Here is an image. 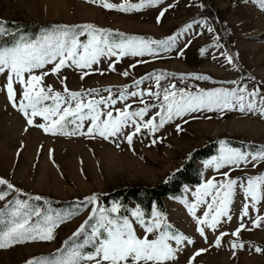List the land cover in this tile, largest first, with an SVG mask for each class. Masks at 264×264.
Instances as JSON below:
<instances>
[{
	"label": "rangeland",
	"instance_id": "1",
	"mask_svg": "<svg viewBox=\"0 0 264 264\" xmlns=\"http://www.w3.org/2000/svg\"><path fill=\"white\" fill-rule=\"evenodd\" d=\"M108 2L117 5L139 4L141 0ZM164 9L167 11L158 22L157 18ZM0 21L50 25L46 29H31L24 39L26 41L40 38L55 26H67L79 33L83 31L82 26L89 24L110 30L111 39L116 42L122 38L120 34H123V38L137 37L146 41H167L175 37L167 50L165 46L150 45L152 54L101 57L91 68L79 69L73 65L62 68L59 75L51 73L52 64L36 72L48 71L41 86L50 85L54 92H61L66 98L67 93L63 91L65 85L71 92L83 93L85 103L103 98L105 105L100 106L101 111H112L113 116L125 108L138 111L147 105L149 110L143 119H151L160 111L163 89L170 85H175V91L183 89L193 93L218 88L231 90L247 85L249 90L259 87L264 96V10L251 0L248 3L244 0H163L161 4L127 12L108 10L88 0H0ZM196 21H207V24H197ZM189 24L192 27L185 30ZM208 26L214 29L213 33L207 32ZM5 38L6 35H0V46ZM78 38L81 43H86L88 35L85 32ZM204 48L207 51L202 55L201 49ZM221 53L231 55L233 64H228ZM84 72L89 74L81 79ZM124 72H128V75L124 76ZM160 74H164V77L157 88L154 77ZM7 75V71L0 74V179L8 181L13 188L0 185V194L4 195V199L0 200V213L7 215H0V218L9 219L0 225V232L18 219L14 213L19 204L27 205L26 209H20L22 214L35 210L40 212V216H30L29 223L33 227H43L44 218L48 216L62 219L63 222L54 228L51 241L28 240L0 249V264H26L28 260L40 258L62 260L67 259L73 251H78L82 256L93 253L97 241L91 238L96 223L95 217L89 219L92 209H111L117 205L112 202L105 208L98 195L126 186L153 185L178 168L195 148L210 141H218L219 146L215 155L195 162L200 183L183 185L180 197L162 198L161 207L153 204L150 215L144 219L151 221L155 209L171 225L170 232L183 234L193 241L181 246L171 264H189L193 254L205 248L208 250L196 257L192 264H264V252L255 251L256 247L264 249V226L256 228L252 225L257 215L264 216V199L256 205V209L249 208L248 217L240 218L244 203L251 205L250 198L245 199L241 184L246 186L250 177L264 176V161L252 162L249 158V162L240 166L225 165L220 168L209 163L218 161L222 147L231 148L222 145L225 138L259 145L253 151L237 149L241 152L255 154L264 151V117L258 113H242L238 106L233 110H201L175 117L154 135L142 128L141 134L133 137L131 146L123 135L109 137L108 140L99 135H81L79 131L72 135L75 128L72 124L65 128L69 134H52L29 126L23 114L12 107L5 88ZM197 75L209 79L196 80L193 77ZM145 77L151 78L144 79L137 87L135 82ZM232 81L237 83L233 84ZM14 90L19 102L23 88L14 82ZM149 90L153 93L159 91L160 99L148 95ZM122 92L125 99L120 98ZM132 92L143 95L134 97ZM109 97L116 101L115 104L108 100ZM52 103L51 100L45 101L47 105ZM72 104L74 106L75 102ZM135 119L139 121V118ZM41 123L47 126L48 122L39 116L33 118V125ZM177 125L183 130L177 131ZM89 126L90 121L85 120L80 131L86 132ZM133 130L129 126L123 131L130 133ZM154 139L157 141L155 144L152 143ZM224 173H228V176L225 177ZM227 178L238 182L229 205L232 219L222 218L215 230L205 227V239L197 232L188 206L196 203L197 191L207 181L217 183ZM27 193L55 199L87 200L77 212L64 210L59 213L60 207H29L31 199L27 198ZM261 193L264 195V185L261 186ZM92 196L97 199L90 204L88 198ZM204 200L210 203L211 197H204ZM137 209L141 211L134 202H128L126 217L133 221L137 236L143 238V228L131 216ZM206 210V203L200 204L196 215L203 217ZM110 215L113 218L118 216L117 213ZM85 221L88 223L85 224ZM241 223L250 230H242L237 240L231 233ZM81 225H84V230L74 236ZM222 232L229 235L224 236L221 247L216 248L214 241ZM153 238L149 235V239ZM234 241L242 243L244 247L233 249ZM90 243L94 244L93 248L83 250ZM81 264L84 262L81 261Z\"/></svg>",
	"mask_w": 264,
	"mask_h": 264
},
{
	"label": "snow or ice",
	"instance_id": "2",
	"mask_svg": "<svg viewBox=\"0 0 264 264\" xmlns=\"http://www.w3.org/2000/svg\"><path fill=\"white\" fill-rule=\"evenodd\" d=\"M89 3H99L105 9L118 10L127 12L129 10H140L146 6H154L161 4L163 0H141L139 4L123 3L120 5L109 3L108 0H88ZM248 3L249 0H244ZM256 3L261 10H264V0H251ZM167 9L160 12L157 20L163 17ZM197 24H207V21H196ZM191 24L187 25L186 29H190ZM83 31L77 33L73 28L67 26H55L53 30L38 39L26 41L21 37L12 46H0V74L7 71V84L5 86L7 98L16 108L23 114L29 126H36L43 129L46 133L52 134H69L65 131L67 125L75 126L72 135L78 131L81 135L95 136L99 135L104 140L109 137L124 136L129 146L133 143V137L141 134L142 128L147 129L148 132L154 135L159 129L175 117H181L188 113L198 112L201 110L223 111L224 109L233 110L237 108L242 113H258L264 117V96L261 95V89L255 87L249 90L247 85L227 89L214 90H199L196 93L185 91L183 89L175 91V85H170L163 89L162 103L159 105L160 111L156 113L151 119L144 121V116L148 112V106L140 108L138 111H129L125 108L123 111H118L116 116H113L112 111L106 113L100 109L101 105H105V100H88L83 101V93L71 92L67 86H64V93H67V98L61 92H54L49 85L43 87L42 82L45 76L49 74L48 71H41L36 74L38 70H43L45 65L52 64L51 73L59 75L61 69L64 67L75 66L79 69L91 68L93 64L99 62L101 57L112 56H143L146 53L152 54L153 50L150 47L152 44L165 46V50L170 47V42L175 37L169 38L167 41H146L143 38L122 37L119 42L111 39L110 30L99 29L93 25L82 26ZM6 29L3 27V22L0 21V35L5 34ZM87 33L88 40L86 43H81L79 36ZM207 32L213 33L214 29L211 26L207 27ZM218 40L219 37H216ZM215 46V45H213ZM207 48L201 49L203 55ZM183 53H181L182 55ZM224 55L228 64H233V57L226 53ZM113 70H115L113 68ZM27 74V79L25 78ZM84 72L81 76L88 75ZM124 76L128 72L123 73ZM164 74L156 75L155 81L157 88L160 87V80ZM145 77L135 82L138 87L143 83ZM196 80H207V76H194ZM14 82L19 83L23 88L22 99L17 102L14 90ZM63 83V81H62ZM231 83L236 84V81ZM91 94V92L89 93ZM148 95H153L160 99L161 93L149 92ZM132 96H141L143 93L132 92ZM259 97V99H257ZM121 99H125V93L120 94ZM51 100V105L45 104V101ZM108 100L115 104V100L111 97ZM75 102L74 106L72 102ZM26 102V103H25ZM41 117L48 122L47 126L44 123L33 125L34 117ZM104 116V119L101 117ZM157 117L159 120L157 122ZM135 118H139V121ZM85 120L90 121V126L87 131H80ZM133 127L134 130L130 133H124L126 127ZM27 130V129H26ZM183 129L177 125V131ZM157 141H152L155 144ZM223 145V142H221ZM119 147V144H117ZM264 161V151L255 154L244 153L237 149L223 148L218 161L213 160L209 163L214 164L217 168L225 165L240 166L242 163ZM225 177L228 173H224ZM237 180L227 178L223 182L213 183L212 180L207 181L201 189L197 191V201L188 206L189 214L193 217L197 225V232L201 237H205V227L215 230L221 223L222 218L231 220L229 214V205L232 203L234 191L237 186ZM0 185H7L9 189L13 185L4 179H0ZM264 185V176L250 177L246 181V186L241 184L244 188L245 199L250 198L251 205L244 203L241 213V220L249 216V208L256 209V205L264 199L261 193V186ZM204 197H211V202L207 203ZM4 199V195L0 194V200ZM35 199L39 200L40 197ZM96 197L88 198V203H94ZM206 203L207 210L204 211L203 217L196 215V210L200 204ZM26 204H19L14 215L18 217L12 221L11 225L5 231L0 232V249L12 247L14 244H21L28 240L32 241H51L53 237V230L62 223V219L48 216L44 218V226L39 225L33 227L29 220L31 215L40 216V212L35 210L32 213L22 214L20 209H26ZM119 205H114L111 209L93 208L92 216L89 219L96 218L95 226L92 229L91 238L97 241V246L93 253L81 255L78 251L70 253L67 259L62 260H46L40 258L38 260H28L26 264H171L176 259V256L185 244H192L193 241L183 234L170 232L171 225L168 224L162 213L156 211L152 212V220L146 221L144 213L139 209L133 211L131 216L143 228L145 235L143 238L137 236L133 226V221L128 217H111L110 213H117ZM3 215V213H0ZM88 221H85L87 224ZM253 227L259 228L264 226V216L257 215L252 221ZM84 230V225H81L80 230L74 233L78 236ZM242 230H250L246 228L244 223L231 233L233 237L239 239ZM149 235L154 236L149 239ZM229 233L222 232L216 237L214 246L221 247L222 239ZM205 239H207L205 237ZM175 246L173 245V243ZM242 243L233 242L232 248H243ZM208 249H199L189 260V264L195 261L202 253ZM255 251L258 253L264 252V249L256 247Z\"/></svg>",
	"mask_w": 264,
	"mask_h": 264
},
{
	"label": "trees",
	"instance_id": "3",
	"mask_svg": "<svg viewBox=\"0 0 264 264\" xmlns=\"http://www.w3.org/2000/svg\"><path fill=\"white\" fill-rule=\"evenodd\" d=\"M48 25L49 24L21 25L3 23V27L6 29V32L4 34L6 35V38L2 39L1 46H12L21 37L25 39L29 35L31 29H46V27L50 26ZM222 142L226 146L236 148L241 151H253L259 146L256 143H247L230 138H225L222 140ZM218 146V141H210L200 147L195 148L178 168L172 170L168 175H166L164 178L153 185L122 187L105 194H100L98 195V199L102 202L105 208L108 207L112 202H116V204L119 205V210L117 212V215L119 217H125L127 214L128 202H134L137 207H139L144 213V218H147L151 213L153 204L161 207L162 198L180 197L182 195L183 185H198L200 183L201 177L198 168L195 166V162L198 160L207 159L208 157L215 155L217 153ZM25 195H27V198L31 199V204L29 207L33 209L37 208V206L50 207L52 209L60 207L58 209L59 213H62V211L64 210H75V212H77L87 200L55 199L50 196L32 195L30 193H27ZM36 197H40V199L37 200L35 199ZM0 220V225H3L5 224L4 222L9 221L7 217L6 220H4V217L0 218ZM93 246L94 244L90 243L88 245H85L83 247V250H91Z\"/></svg>",
	"mask_w": 264,
	"mask_h": 264
}]
</instances>
